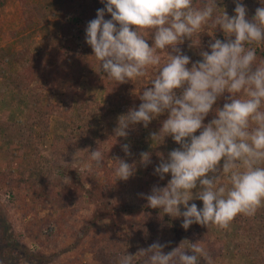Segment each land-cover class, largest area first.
<instances>
[{
	"label": "rangeland",
	"instance_id": "1",
	"mask_svg": "<svg viewBox=\"0 0 264 264\" xmlns=\"http://www.w3.org/2000/svg\"><path fill=\"white\" fill-rule=\"evenodd\" d=\"M200 2L194 0L196 6ZM241 2L248 18L264 6V0ZM217 5V14L224 9L234 15V0ZM103 7L100 0H0V264H118L121 256L156 241L171 242L165 253L198 243L204 250L200 264H264V204L254 216L237 215L227 229L194 223L185 230L182 217L149 207L140 195L167 185L170 174L161 180L154 169L160 154L167 158L179 145L170 136L151 139L167 113L147 128L132 126L127 138L115 137L118 117L138 108V94L157 70L126 83L101 73L85 29ZM213 37L225 39L219 28L205 25L193 37L199 46L185 40L179 47L195 62ZM252 46L257 62L264 60V44ZM161 56L163 63L166 53ZM224 102L218 100L214 109ZM30 113L35 125L26 128ZM140 137L158 151L147 166L141 163ZM125 144L130 156L122 150ZM97 148L102 167L90 159ZM114 157L135 163V174L116 180ZM145 259L138 256L135 264Z\"/></svg>",
	"mask_w": 264,
	"mask_h": 264
},
{
	"label": "clouds",
	"instance_id": "2",
	"mask_svg": "<svg viewBox=\"0 0 264 264\" xmlns=\"http://www.w3.org/2000/svg\"><path fill=\"white\" fill-rule=\"evenodd\" d=\"M100 2L104 7L88 21L85 40L101 73L126 83L146 76L149 68L157 70L138 94V108L118 117L115 137L127 138L132 126L147 128L167 113L151 139L170 136L179 145L167 158L160 154L154 169L161 180L170 174L167 185L140 195L149 207L182 217L185 230L194 223L227 229L239 214L254 216L264 204V60L257 62L252 45L264 44V6L248 18L241 0H234L231 16L223 8L217 14V0H201L199 6L194 0ZM106 14L111 18L105 19ZM205 25L219 28L225 39L213 37L209 50L199 52L202 59L192 62L179 46L185 40L191 41L190 47L199 46L200 40L194 44L193 37ZM161 53H166L163 63ZM221 98L223 106L214 109ZM213 111V119L204 123ZM122 150L131 155L129 145H122ZM140 155L142 164L151 163V153ZM90 159L102 167L98 148L90 152ZM112 161L116 180L135 174V163L119 157ZM193 200L202 201V208L189 204ZM170 243L153 242L134 255L121 256L118 264H135L138 256L146 258L144 264H200L204 250L198 243L187 249L180 244L165 253Z\"/></svg>",
	"mask_w": 264,
	"mask_h": 264
},
{
	"label": "trees",
	"instance_id": "3",
	"mask_svg": "<svg viewBox=\"0 0 264 264\" xmlns=\"http://www.w3.org/2000/svg\"><path fill=\"white\" fill-rule=\"evenodd\" d=\"M231 13V12H230ZM26 91H27V89H23V94H25L26 93ZM29 104V103H28ZM31 108H29L28 109V111L30 110ZM121 113H123V111H121ZM32 114H33V112H32ZM37 114H39V113H37ZM46 115V114H45ZM42 116V115H41ZM32 115H31V113L30 114H28L27 115V118H26V122H28L26 125H25V127L27 128V127H30V125L32 124V126L33 125H35V123H32ZM42 118H43V116H42ZM141 138V137H140ZM137 145H139V153H143V152H149V153H151V156H153V155H156V153L158 152L157 150H155V149H153L144 139H140V141H137ZM140 158H141V155H140ZM152 158V157H151ZM32 162V161H31ZM31 162H30V166L32 165L31 164ZM33 168L35 169V173H36V176L38 177V178H40L41 179V177H40V169H39V165H36L35 164V166H33ZM30 169V168H29ZM25 171H23V181L25 182V183H29V181H30V179H29V177L28 178H26V175H28L27 173H26V169H24ZM29 173V172H28Z\"/></svg>",
	"mask_w": 264,
	"mask_h": 264
}]
</instances>
